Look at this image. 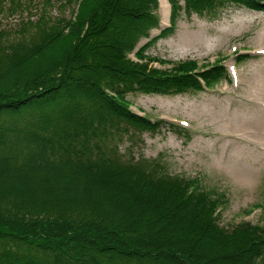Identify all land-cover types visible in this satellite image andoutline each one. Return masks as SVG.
I'll return each mask as SVG.
<instances>
[{
    "label": "trees",
    "instance_id": "16d2710c",
    "mask_svg": "<svg viewBox=\"0 0 264 264\" xmlns=\"http://www.w3.org/2000/svg\"><path fill=\"white\" fill-rule=\"evenodd\" d=\"M32 1L0 0V12ZM169 2L171 26L160 36L182 11L264 10V0ZM49 3L17 30L0 27V264H264L261 224L218 225L221 202L196 179L106 142L163 123L133 112L128 93L201 90L199 77L228 80L221 61L150 66L145 49L156 38L132 59L158 24V0H63L72 13L48 24Z\"/></svg>",
    "mask_w": 264,
    "mask_h": 264
},
{
    "label": "rangeland",
    "instance_id": "374dc122",
    "mask_svg": "<svg viewBox=\"0 0 264 264\" xmlns=\"http://www.w3.org/2000/svg\"><path fill=\"white\" fill-rule=\"evenodd\" d=\"M42 1L33 0L37 9L30 2L23 12L10 14L3 9L0 27L14 31L22 27L25 18L37 19ZM61 1L50 0L46 4L47 16L51 18L48 24L72 13L74 4L61 6ZM157 12L160 27H166L161 25L160 0ZM181 15L171 32L145 49L154 59L150 66L168 68L173 62L191 58L200 65L219 59L228 70L229 81L221 77L210 85L211 90L175 94L130 92L127 99L132 110L164 122L157 130L142 133L130 128L129 133H121L122 139L113 132L106 142L118 145L117 152L124 157H143L147 163H157L162 173L196 179L202 189L221 202L216 209L218 225L230 230L235 224L251 221L264 227V140H259L264 138V111L260 110L264 101H259L264 52L258 51L264 46L259 45L264 10L236 4L221 7L215 13H193L188 18ZM158 33L159 29L151 31L154 36ZM244 48L253 53L236 59ZM129 56L134 59L132 53ZM231 62L236 65L237 78L230 76ZM109 183L111 180L107 179L105 184ZM103 203L100 201V207ZM106 209L111 211L113 206L108 204ZM84 246L83 252L90 251L87 241Z\"/></svg>",
    "mask_w": 264,
    "mask_h": 264
},
{
    "label": "bare ground",
    "instance_id": "6f19581e",
    "mask_svg": "<svg viewBox=\"0 0 264 264\" xmlns=\"http://www.w3.org/2000/svg\"><path fill=\"white\" fill-rule=\"evenodd\" d=\"M161 3H162V6H163V18H162V23L164 24V23H166L167 22V16H168V6H167V1L166 0H161ZM264 28V27H263ZM263 28H261L260 29V39H259V45H260V43L262 42V29ZM263 38H264V34H263ZM230 64H232V62L231 63H229V65ZM264 76H262L261 78H263ZM258 86H259V83H258ZM260 110H262V111H264V108H260ZM262 113V115H264V113L263 112H261ZM261 120H262V118H263V116H261V117H259ZM264 120V119H263ZM262 120V121H263ZM264 122V121H263ZM226 127H228V128H231L228 124H226ZM248 130H251L252 128H247ZM254 130V129H253ZM237 132H241L242 130H236ZM249 135V134H248ZM251 136V135H250ZM259 140H264V138H259Z\"/></svg>",
    "mask_w": 264,
    "mask_h": 264
}]
</instances>
